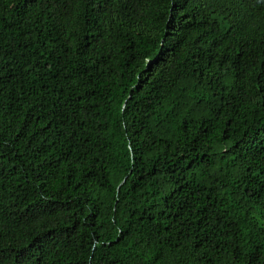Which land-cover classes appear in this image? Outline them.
<instances>
[{
    "label": "trees",
    "instance_id": "obj_1",
    "mask_svg": "<svg viewBox=\"0 0 264 264\" xmlns=\"http://www.w3.org/2000/svg\"><path fill=\"white\" fill-rule=\"evenodd\" d=\"M0 264H264V0H0Z\"/></svg>",
    "mask_w": 264,
    "mask_h": 264
}]
</instances>
